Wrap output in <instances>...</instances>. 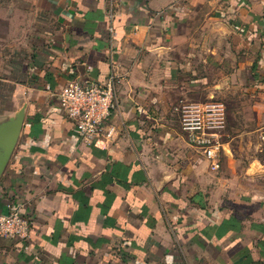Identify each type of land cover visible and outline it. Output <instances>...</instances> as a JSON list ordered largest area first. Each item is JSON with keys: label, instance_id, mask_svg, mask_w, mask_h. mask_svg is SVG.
<instances>
[{"label": "crops", "instance_id": "1", "mask_svg": "<svg viewBox=\"0 0 264 264\" xmlns=\"http://www.w3.org/2000/svg\"><path fill=\"white\" fill-rule=\"evenodd\" d=\"M87 74L118 98L91 142L58 99ZM263 135L264 0H0V211L32 221L0 264H264Z\"/></svg>", "mask_w": 264, "mask_h": 264}, {"label": "built area", "instance_id": "2", "mask_svg": "<svg viewBox=\"0 0 264 264\" xmlns=\"http://www.w3.org/2000/svg\"><path fill=\"white\" fill-rule=\"evenodd\" d=\"M58 99L61 111L73 122L80 137L91 142L102 134L117 106L115 76L104 81H97L88 74L72 78L59 92ZM181 123L189 142L212 161L214 169H220V133L226 125L224 108L211 105L183 107ZM21 206L12 204L7 212L0 211V239L29 237L32 221Z\"/></svg>", "mask_w": 264, "mask_h": 264}]
</instances>
